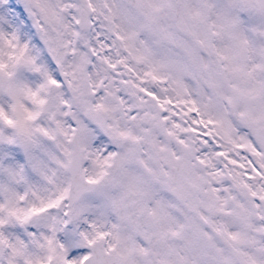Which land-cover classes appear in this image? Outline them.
<instances>
[{"label":"snow or ice","instance_id":"obj_1","mask_svg":"<svg viewBox=\"0 0 264 264\" xmlns=\"http://www.w3.org/2000/svg\"><path fill=\"white\" fill-rule=\"evenodd\" d=\"M0 264H264V0H0Z\"/></svg>","mask_w":264,"mask_h":264}]
</instances>
